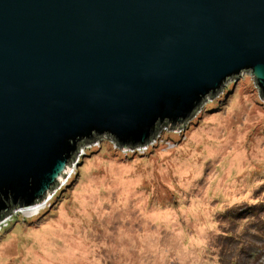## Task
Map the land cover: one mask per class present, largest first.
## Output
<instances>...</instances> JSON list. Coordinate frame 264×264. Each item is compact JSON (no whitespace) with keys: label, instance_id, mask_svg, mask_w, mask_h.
Listing matches in <instances>:
<instances>
[{"label":"water","instance_id":"1","mask_svg":"<svg viewBox=\"0 0 264 264\" xmlns=\"http://www.w3.org/2000/svg\"><path fill=\"white\" fill-rule=\"evenodd\" d=\"M245 70L264 99V0H0V219L82 142L154 144Z\"/></svg>","mask_w":264,"mask_h":264},{"label":"rangeland","instance_id":"2","mask_svg":"<svg viewBox=\"0 0 264 264\" xmlns=\"http://www.w3.org/2000/svg\"><path fill=\"white\" fill-rule=\"evenodd\" d=\"M159 130L145 148L82 142L34 211L0 219V264H264V99L251 71Z\"/></svg>","mask_w":264,"mask_h":264},{"label":"bare ground","instance_id":"3","mask_svg":"<svg viewBox=\"0 0 264 264\" xmlns=\"http://www.w3.org/2000/svg\"><path fill=\"white\" fill-rule=\"evenodd\" d=\"M63 181H64V180H63ZM30 207H31V206H30ZM30 207H28L27 210H23V211H24V212L27 211V213H29V210H30V211H31V210L34 211V208H36V207H34V208L31 209ZM29 214H30V213H29Z\"/></svg>","mask_w":264,"mask_h":264},{"label":"built area","instance_id":"4","mask_svg":"<svg viewBox=\"0 0 264 264\" xmlns=\"http://www.w3.org/2000/svg\"><path fill=\"white\" fill-rule=\"evenodd\" d=\"M139 146H141V145H139ZM145 147H146V146H141V148H145ZM133 148H135V147H133ZM137 149H139V148H137ZM143 152H144V151H143ZM143 152H142V153H143Z\"/></svg>","mask_w":264,"mask_h":264}]
</instances>
